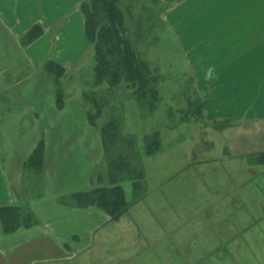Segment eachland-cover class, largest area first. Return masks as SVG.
<instances>
[{
  "label": "rangeland",
  "instance_id": "1",
  "mask_svg": "<svg viewBox=\"0 0 264 264\" xmlns=\"http://www.w3.org/2000/svg\"><path fill=\"white\" fill-rule=\"evenodd\" d=\"M64 1L69 4L71 0ZM131 7L133 18L144 8L153 18L143 24L135 48L158 79L156 101L147 109L122 85L113 95H105L108 108L96 127L112 114L122 120V135L134 139L144 173L141 189L135 192L131 182L121 186L127 202L135 193L141 200L117 222L101 228L89 246L79 247V256L71 264H264V158H260L264 155V112L256 111L257 107L250 113L240 111L248 98L253 99L254 87L218 79L232 49L222 50L218 64L209 62L212 56L202 61V48L180 42L174 26L162 21L166 7L159 0H135ZM2 20L10 26V16L3 15ZM74 22L69 28L72 42L68 46L61 42L51 52L59 63H71L86 48ZM64 45L67 51L66 46L62 50ZM89 50L78 68L65 70L60 85L68 104L60 117L65 121L46 129L44 136H84L93 160L97 152L91 138L99 137V131L85 124L87 109L82 101V92L93 90L94 61L87 59ZM35 52L37 56L38 48ZM16 57L2 64L6 70L0 76V89L10 88L3 104L13 109L34 107V100L41 99L47 88L40 94L29 91L37 84L27 83V77L40 71L21 54ZM46 79L44 87L53 86L43 76L47 83ZM234 116L237 119L230 120ZM150 144L155 146L147 153ZM25 176L29 203L42 199L38 183L31 184L29 174Z\"/></svg>",
  "mask_w": 264,
  "mask_h": 264
},
{
  "label": "crops",
  "instance_id": "2",
  "mask_svg": "<svg viewBox=\"0 0 264 264\" xmlns=\"http://www.w3.org/2000/svg\"><path fill=\"white\" fill-rule=\"evenodd\" d=\"M82 1L71 0L68 4L64 0H0V76L6 70L2 64L14 62L21 54L35 71H40L32 78L27 77V83L37 84L29 91L40 94L47 88L41 99L34 100L36 106L20 109L3 104L6 90L10 88L0 89V207L29 206L37 219L35 227L12 234H3L0 227V264H71L75 256H79L78 248L89 246L98 231L111 223L96 209L72 210L58 203L61 197L98 186L97 174L105 167L100 137L91 138L97 152V158L91 160L88 138L57 135L47 139L44 136L46 129L57 128L58 122L65 121L60 117L68 104L65 102L61 110L57 109L53 86L44 87L48 80L47 83L43 80L46 75H42V67L53 61L65 70L73 66L78 68L85 59L90 45L84 35L79 10ZM159 1L166 7L161 14L162 21L165 20L169 27L174 26L171 28L180 34V42L197 50L202 48V61L212 56L209 62L218 64L222 50L232 49L231 59L225 61L226 66L220 69L222 75L218 79L253 86V99L248 98L240 111L250 113L257 107L256 111L264 112V0ZM3 15L10 16V26L2 20ZM74 21L86 48L71 63H59L55 52H51L61 42L67 46L72 42L69 28ZM34 26L42 29V36L28 47L22 46L20 40ZM222 46L224 48L215 51ZM59 53L57 50L56 55ZM87 54V59L92 58V49ZM209 90L206 88L207 95H211ZM208 108L203 107L204 110ZM229 118L237 119L235 116ZM85 124H89L87 118ZM40 142L44 145V167L39 177L30 182L38 183L42 199L38 197L37 201L29 203L24 164ZM99 145L101 153H98ZM42 201L48 203L44 205ZM73 240L76 243L69 244Z\"/></svg>",
  "mask_w": 264,
  "mask_h": 264
},
{
  "label": "trees",
  "instance_id": "3",
  "mask_svg": "<svg viewBox=\"0 0 264 264\" xmlns=\"http://www.w3.org/2000/svg\"><path fill=\"white\" fill-rule=\"evenodd\" d=\"M134 2L135 0H83L79 7L84 22V35L92 49L94 61L93 90L82 92V101L87 109L86 118L96 130V121L108 108L105 95H113V91L122 85L130 91L139 105L147 109H152L156 101L158 79L151 75L148 63L135 48L143 33V24L151 23L153 18L145 8L137 18H133L131 6ZM41 36L42 29L34 26L22 37L21 45L28 46ZM42 71L53 85L55 105L61 110L65 100L60 85L65 69L48 61L44 63ZM98 92H102V95ZM121 122V118L111 114L98 128L105 161V171L97 174L98 186L87 192L59 198L60 206L72 210L93 208L105 214L109 222H117L131 205L141 200L135 193L133 200L127 202L121 186L124 182H131L137 192L141 189L144 178L135 153V141L131 136L122 135ZM154 146L148 145L147 153L153 151ZM260 158H264V155ZM43 167L44 145L40 142L25 162L24 171L33 180L39 177ZM36 224L35 215L27 207H0V227L3 234L28 230Z\"/></svg>",
  "mask_w": 264,
  "mask_h": 264
}]
</instances>
